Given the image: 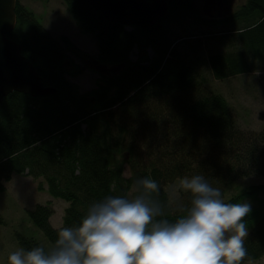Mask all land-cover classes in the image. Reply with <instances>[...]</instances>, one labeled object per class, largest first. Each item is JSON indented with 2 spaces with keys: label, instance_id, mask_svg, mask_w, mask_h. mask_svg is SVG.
<instances>
[{
  "label": "trees",
  "instance_id": "obj_1",
  "mask_svg": "<svg viewBox=\"0 0 264 264\" xmlns=\"http://www.w3.org/2000/svg\"><path fill=\"white\" fill-rule=\"evenodd\" d=\"M65 1L81 31L95 34L94 62L115 68L101 69L98 86L82 92L69 80L81 69L74 73L67 66L68 51L81 55L80 51L66 36L53 37L36 13L17 0V24L9 37L22 46L45 85L55 92L40 97L13 92L0 104V193L13 175L43 177L49 194L69 203L61 228L50 222L54 212L50 205L39 204L30 211L35 226L53 245L59 230L78 226L93 203L108 196L129 199L138 179L158 183L159 191L151 199L160 204L163 215L156 219L174 223L191 207L190 194L179 188L173 197L169 191L181 178L203 175L224 198L237 179L264 177V129L238 128L224 96L199 79V54L188 56L180 49L189 38L199 42L201 35H209L229 45L227 52L221 48L208 59L217 79L264 71V35L241 40L234 34L239 17L255 18L258 11L260 25L264 23L262 1L247 0L231 21L203 20L214 27L194 36L179 35L169 25H178L182 13L192 12L195 0H168L166 18L153 28L131 31L107 20L87 0ZM247 5H253L248 12ZM216 24H225L224 30ZM135 47L140 53L134 61ZM148 49L152 56H143ZM126 165L130 177L124 174ZM259 191L264 193L251 186L225 202H241ZM245 223L247 257L241 264L264 257V209H252ZM5 224L0 213V225ZM17 239L25 251L42 246L25 235L17 234Z\"/></svg>",
  "mask_w": 264,
  "mask_h": 264
},
{
  "label": "clouds",
  "instance_id": "obj_2",
  "mask_svg": "<svg viewBox=\"0 0 264 264\" xmlns=\"http://www.w3.org/2000/svg\"><path fill=\"white\" fill-rule=\"evenodd\" d=\"M135 187L133 199L93 203L78 226L59 230L51 249H19L8 264H241L247 257L249 203L225 202L203 175L183 177L179 187L191 195V207L170 223L156 219L163 215L151 199L158 183L143 178Z\"/></svg>",
  "mask_w": 264,
  "mask_h": 264
},
{
  "label": "rangeland",
  "instance_id": "obj_3",
  "mask_svg": "<svg viewBox=\"0 0 264 264\" xmlns=\"http://www.w3.org/2000/svg\"><path fill=\"white\" fill-rule=\"evenodd\" d=\"M262 1L264 5V0ZM26 7L33 10L41 19L44 27L56 39L66 36L73 46L81 53L75 54L68 51L69 60L67 66L71 72L81 69L80 73L69 75V80L79 85L84 93L95 89L101 79L100 70H113L115 67L108 69L98 66L94 61L97 59L98 43L93 33H84L81 31L76 21L70 14L65 0H20ZM247 0H227V11L220 16H210L205 12L206 0H195L192 12H184L177 19V24H170L177 29V34L185 35L210 32L207 28L212 29L214 26H205L203 20L212 19L213 21L222 19H235V14L240 11L241 7ZM253 5H247L244 11L248 12ZM242 10V9H241ZM262 12V9H259ZM261 14L257 11L255 18L239 17L234 21L238 30L236 36L241 40L250 39L253 35H264V23L260 25ZM199 17V18H197ZM201 23L204 26L195 23ZM164 26L169 23H163ZM227 24V23H226ZM259 25L258 27H256ZM183 26V28H180ZM218 29L224 30L225 24H216ZM230 26V25H229ZM132 30V28H129ZM187 29V30H186ZM226 29V28H225ZM189 31V32H187ZM209 34V33H208ZM201 35L199 42L194 38H189L181 50L184 49L188 56L199 54L200 61L197 64L199 79L203 81L212 91L221 94L227 100L232 115L235 119L236 126L245 131L259 132L264 129V71L253 70L247 74L233 76L229 79H217L211 70L208 59L212 53L223 49L227 52L229 49L228 42L221 44L214 37ZM223 46V47H222ZM140 50L135 47L131 53L132 60H136ZM152 50L148 49L142 52L147 57L152 56ZM79 67H77V66ZM106 69V70H105ZM125 176L130 177L129 167L125 166ZM256 186L264 190L263 176H248L237 179L227 191L224 200L227 201L240 194L241 191ZM179 183L169 187L171 196L175 197L179 189ZM134 186L129 191V199L136 197ZM253 197V198H252ZM249 203L251 210L255 207L264 209V193L259 191L254 196L244 198L240 203ZM39 204L50 205L53 207V215L50 222L55 228H61L64 222V216L69 203L65 200L53 197L48 192V184L43 177L34 178L26 174L13 175L12 179L6 182V191L0 193V213L6 220L5 225H0V264H8V257L14 251L22 249L17 234L31 237L40 242L41 247L49 250L53 244L47 239L44 233L35 226L30 217V211L35 210ZM248 227V225H246ZM249 232V228H248ZM35 244V243H34ZM39 244V245H40ZM39 247V246H37ZM249 264V262L247 263ZM251 264H264V257L259 260L251 261Z\"/></svg>",
  "mask_w": 264,
  "mask_h": 264
},
{
  "label": "water",
  "instance_id": "obj_4",
  "mask_svg": "<svg viewBox=\"0 0 264 264\" xmlns=\"http://www.w3.org/2000/svg\"><path fill=\"white\" fill-rule=\"evenodd\" d=\"M87 1L101 11L107 20L122 23L132 30L135 27H155L167 17L170 9L168 0ZM16 5L17 0H0V104L13 92H22L33 97L47 96L55 92L54 88L45 85L36 66L23 54L22 46L9 37L17 24ZM211 9L214 11V7ZM204 10L208 15L214 16Z\"/></svg>",
  "mask_w": 264,
  "mask_h": 264
},
{
  "label": "flooded vegetation",
  "instance_id": "obj_5",
  "mask_svg": "<svg viewBox=\"0 0 264 264\" xmlns=\"http://www.w3.org/2000/svg\"><path fill=\"white\" fill-rule=\"evenodd\" d=\"M227 0H208V2L205 5V9L212 13L214 16H220L222 14H225V11H227ZM211 7H214V11L211 9Z\"/></svg>",
  "mask_w": 264,
  "mask_h": 264
}]
</instances>
